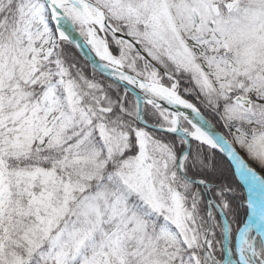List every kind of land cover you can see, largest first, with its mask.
<instances>
[{
  "label": "snow or ice",
  "instance_id": "obj_1",
  "mask_svg": "<svg viewBox=\"0 0 264 264\" xmlns=\"http://www.w3.org/2000/svg\"><path fill=\"white\" fill-rule=\"evenodd\" d=\"M253 165L264 0H0V264H264Z\"/></svg>",
  "mask_w": 264,
  "mask_h": 264
},
{
  "label": "trees",
  "instance_id": "obj_2",
  "mask_svg": "<svg viewBox=\"0 0 264 264\" xmlns=\"http://www.w3.org/2000/svg\"><path fill=\"white\" fill-rule=\"evenodd\" d=\"M72 51H73V52L78 56V58H79V53L77 52V50H76L75 48H73ZM80 59H81V63H84L83 59H82V58H80ZM255 166H256V165H255ZM256 167H257V166H256ZM258 168H259V167H258ZM228 179H229L231 182L236 183L239 187H241V190L244 192V189H243L242 186L239 184V182L237 181L236 177H233V176L229 175V176H228ZM244 194H245V192H244ZM245 197H246V195H245Z\"/></svg>",
  "mask_w": 264,
  "mask_h": 264
},
{
  "label": "water",
  "instance_id": "obj_3",
  "mask_svg": "<svg viewBox=\"0 0 264 264\" xmlns=\"http://www.w3.org/2000/svg\"><path fill=\"white\" fill-rule=\"evenodd\" d=\"M77 52L79 53V51L77 50ZM254 167V166H253ZM259 174H261L258 170H256ZM262 175V174H261ZM236 179H237V181L239 182V180H238V177H236ZM239 184L242 186V183L241 182H239ZM242 188L244 189V192H245V195H247V192H246V188H244L243 186H242Z\"/></svg>",
  "mask_w": 264,
  "mask_h": 264
},
{
  "label": "rangeland",
  "instance_id": "obj_4",
  "mask_svg": "<svg viewBox=\"0 0 264 264\" xmlns=\"http://www.w3.org/2000/svg\"><path fill=\"white\" fill-rule=\"evenodd\" d=\"M253 166H254V167L256 168V170H258L262 175H264V170H262V169L256 167L255 165H253Z\"/></svg>",
  "mask_w": 264,
  "mask_h": 264
}]
</instances>
